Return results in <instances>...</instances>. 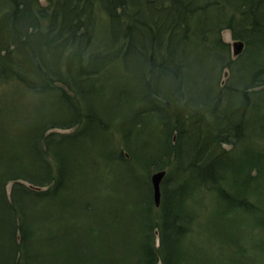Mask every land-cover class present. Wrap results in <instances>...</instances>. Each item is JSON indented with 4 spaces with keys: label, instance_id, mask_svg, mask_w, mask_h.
<instances>
[{
    "label": "rangeland",
    "instance_id": "1",
    "mask_svg": "<svg viewBox=\"0 0 264 264\" xmlns=\"http://www.w3.org/2000/svg\"><path fill=\"white\" fill-rule=\"evenodd\" d=\"M27 1L32 7L42 10L52 6L56 0ZM238 1L195 0L194 5H190L193 1L185 0V3L189 2V7H197L199 11L188 14L190 19L185 30L177 25L176 33L185 39L184 36L191 31L190 27L193 29L198 26H194L197 18L213 19L218 13L224 23L225 18L233 15L234 28L237 30L250 23V8L260 7L264 2L253 0L240 5ZM12 2L0 0V48L8 47L11 52L16 47L12 33L15 28L11 25L9 14L14 6ZM98 5L99 2L94 1V27L92 31L86 32L78 48L60 52L61 46L54 48L45 45L38 35L45 36V31L52 36L56 33L55 28H50L49 18L46 17L40 19L39 32L29 37L27 44L31 45H24L25 50L17 49L12 54L13 57L17 56L13 62L49 58L50 69L57 72L58 67L61 77L68 82L70 77L65 76L70 67L68 59L75 60L71 75L76 76L79 63L86 65L90 55H95V51L100 52V58L92 60V65L100 66L99 70L92 75L91 80L83 82L80 93L73 92L60 80L50 81L49 86L45 87L47 78L42 72L36 71L32 61L21 70L15 64L13 75L7 73L0 76V112L3 114H11L12 109L21 104L23 110L19 120L27 117L26 120L31 121H57L64 114V118L71 122L73 112L81 119L76 126L52 128L49 132L70 135L65 145L73 156L71 162L74 169L69 176L72 190H68V193L81 205L86 204L88 210L85 206H78L79 211L64 206V201L60 202L62 196L59 198L58 194L55 198L50 195V198L45 199L47 204L43 210L54 212L55 216L48 217L49 221H34L29 236L25 238L29 249L42 256L36 262L150 264L141 258L140 245L150 244L154 238L157 244L160 235L156 226L159 224L154 221V217L164 215L168 221L173 216L170 214L172 210L168 208L175 206L186 217L180 221L181 235L175 237L178 244L172 255L173 264H264V196L262 200L257 197L259 193L264 195V177L259 178L256 184L254 181L249 183L248 179V184L244 185L247 165L252 160H246L244 165L236 164L241 167L240 175L229 171L230 167H224L220 179L214 178L216 170L208 177L203 172V166L197 165L200 160L206 162L207 158L210 161L213 159L212 148L215 145L213 139L211 142L210 131L216 132L223 125H209L212 117L209 111L216 104L223 87L232 86L237 93L230 95L223 90L218 113L226 105L232 108L234 118L243 115V120L241 118L233 122L230 129L237 131L232 133L237 136H233L234 140L231 138L229 143H223V146L237 150L240 156L243 155L244 146H250L253 151L248 154L260 159L259 165L263 166L264 102L258 101L256 94L250 99L246 96L242 102L239 95H242V91L250 92V81L264 70L261 67L264 47L246 45V41H242L244 45L236 53L233 43L242 39L234 38L230 27L220 28V32H217L207 26L192 30L189 37L191 42L186 46L183 41H175L172 46H168L167 35L165 43L160 44V37L155 36L151 49L140 50L143 54H137V58L133 52L123 51L125 45L122 40H114L112 21ZM203 5L207 8L199 9ZM50 11L51 7L48 9ZM6 16L8 19L4 20ZM155 22L154 27L163 28L161 21ZM58 26L56 24L55 27ZM28 29L32 30L31 27ZM219 38L228 45L223 50L219 49L218 43H214ZM121 45L122 50L116 52ZM220 52L223 56L218 59ZM25 53H28V57L22 55ZM57 57L58 61L52 60ZM25 69L28 70L25 80L14 77L21 75ZM161 69L164 72L162 74ZM204 70L209 73L206 74ZM150 71L154 76L156 73V81ZM167 73L170 81H165ZM173 73L175 78L170 77ZM176 74L182 77L177 78ZM157 84L156 90L160 92L154 94L153 89ZM59 91L64 93V104L54 96ZM184 115L188 118H185L184 123H179L178 119ZM242 121L244 124L239 125ZM4 126L7 127L4 134H12L16 123L10 125L7 122ZM5 127L0 126V129ZM220 132L226 134L225 129ZM241 141L243 144H240ZM169 142L178 144L179 151L182 148L186 150L182 156L185 158L182 159L183 164H177L174 152L169 155L161 153V146ZM168 160L170 162L165 167L159 166ZM188 166L190 169H186ZM197 167L202 173L197 171ZM162 169L166 170V175L162 179V194L157 206L153 200L150 177ZM256 173L257 169L253 168L252 174L257 177ZM189 174L200 179L192 180L189 188L182 192L176 191L181 183L189 181ZM242 186H245L243 193L239 190ZM257 186L259 189L256 191ZM225 191L232 197L241 193L239 198L255 202L259 210L250 212L237 206H228L222 200L221 193ZM34 208L40 210L42 207L34 205ZM31 210L32 217L37 212ZM153 224L152 238L147 234Z\"/></svg>",
    "mask_w": 264,
    "mask_h": 264
},
{
    "label": "trees",
    "instance_id": "2",
    "mask_svg": "<svg viewBox=\"0 0 264 264\" xmlns=\"http://www.w3.org/2000/svg\"><path fill=\"white\" fill-rule=\"evenodd\" d=\"M94 1L99 2L100 5L98 6L102 7V11H105L108 19L112 21L110 23L111 32L115 37L114 40H122L125 45L123 51H131L134 53L135 57H137V54H139V56L143 54L140 50L151 49V42L155 41V36L160 37L159 40L157 39L160 44L165 43L164 39L167 35V40L169 42L168 46H172L175 41H183L186 46L191 42L189 37L192 30L200 29V27L207 28V26L211 31L217 32H220V28L222 30L230 27L234 38L246 41V45L249 44L250 46L257 45L258 47H264V2L261 3L260 7L257 6L255 8H250L252 11V14H250L251 20L246 26L244 25L236 30V28H234L233 15L225 18L224 23V21L222 22V17L217 12L218 16L213 19L209 17L203 18L201 16L200 18H197L194 22V26H198L193 29L190 27L191 31L184 36V39L183 37H179L176 33L177 25H180L178 27L185 30L184 27L187 25V20L190 19L188 14H193L196 11H199L197 7L188 6L190 1L185 3V0H56L55 3L50 6L51 11L48 12L50 7H44L42 10H39L32 7L31 3L27 0H13L12 4H14V6L9 14L12 18L11 25H14V28L16 29H14L12 33L14 36V45L17 48L13 47L12 52L8 47L3 49L0 48V76L3 77L4 74L7 73L13 75L15 71V64H17L19 69H24L25 64L31 63L32 61L33 67L36 68V71L42 72L47 78V82L44 84L45 87L49 86L48 84L50 81L55 82L60 80V82H65L67 84L66 86L73 92L80 93L79 91L82 88L83 82L87 83L88 80H91L92 75L97 73L99 70L100 66L92 65V60L100 58L98 55L100 52L95 51V55H90L88 57L90 61L88 62V60H86V65H84V63H79L76 69V76L71 75V71L73 70L72 65H74L75 60L68 59L70 67H68L65 72V76L68 78L70 77L68 82L61 77L62 75L58 67L57 72L50 69L48 66L49 60H47L49 58L25 61H20L19 59V61L13 62V59L17 58V56L13 57L12 54L17 49L25 50L24 45H31L27 44V42L30 41L29 37L39 32L40 29L38 26H40L41 23L40 19H45L46 17L49 18V24L51 25L50 28H55L56 33L52 36L45 31V36L38 35L45 45H51L54 48H60L59 46H61L60 52L67 51L71 48H78L80 43H82L81 41L84 39L85 34H87L86 32L89 30L92 31L94 27V20L96 18L94 8H92ZM192 1L193 3L190 5H194L195 0ZM251 1L253 0H240L238 2L240 5H246ZM206 8L207 6L205 5H203L202 8L199 7V9L204 10ZM220 8L221 6L219 9ZM165 11L167 13L163 17ZM6 19H8V16L4 18V20ZM25 19L27 21L24 22ZM155 20L161 21L163 28L160 29L159 26H157V28L156 26L154 27V24L156 23ZM56 24H59V26L55 27ZM30 27L32 30L28 29ZM49 31L51 32L52 30L49 29ZM256 38L259 40L257 41ZM254 39H256V42ZM214 43H218L220 45L219 49L226 48L228 46L223 40H221V38L215 40ZM120 49L122 50V45L116 50V52H119ZM22 55L24 57H28V53ZM222 56L223 54L220 52L218 54V59ZM52 60L58 61V57L52 58ZM137 60L140 61L139 59ZM148 61L153 65L151 60L148 59ZM140 62H138L139 65H142ZM261 67L264 69V62ZM22 72L23 73L21 75L18 74L14 77L25 80L28 70L25 69V71L22 70ZM150 73L153 76V80L156 81V79H154L156 73L155 76L152 71H150ZM162 73H164L163 69H161V74ZM205 73L207 74L209 71H205ZM174 75L175 74L173 73L170 77L175 78ZM176 77L181 78L182 75L176 74ZM165 78V81H170L168 73ZM255 80L250 81V92L242 91V95H239L242 102L246 99V96H249L248 99H250V96L255 94L257 95L258 101L260 100L261 102H264V70L262 72H258ZM161 84L167 83L162 82ZM157 86L158 84L154 86V94L159 91L156 90ZM231 87L224 86L223 90L228 92L230 95L232 93H237V91ZM223 90L221 91V94H217L218 96L215 101L216 104L209 111V114L212 115L209 125L214 124L217 126H226L220 127L226 130V134L220 132L222 129H216V132L210 131L211 142L213 139L215 145H213L214 147L212 148V150H214L212 152L213 159L210 161V159L207 158L206 162H202L200 160L197 162V165L199 167L203 166V172L207 173L208 177L212 176L213 170H216L215 173L217 175L216 177L214 176V178L220 179L219 176L223 175L224 167L228 166L230 167L229 171L233 172V174L236 173L240 175L241 167H238L236 164L244 165L246 160H252V162H249L247 165L245 176L247 180L244 185L248 184V179L250 181L249 183L254 181L256 184L259 181V178L262 176L264 177V164L263 166H260L259 163L261 160L248 154L253 151L252 148L250 146H244L243 155L240 156L237 150L235 151V149L233 150L232 148L227 149L223 146V143H229L231 138V140H234L233 136H237L235 134L232 135L235 130L230 128L233 127L234 121L238 122L237 120H241L243 117V115H241L234 118L233 113H231L232 108H227L226 105L221 108L220 113H218V107L221 105L220 98H222L224 93ZM63 94L64 93L62 91H59V93H55L54 96H56V99L59 101V99H63ZM208 99L209 98L207 97V101ZM65 101L66 100H62L63 104ZM21 107V104H19L18 107H14L11 114H3V112H0V126L5 127L4 125H6L7 122L10 125L16 123V127L12 130V134H4L7 127L0 129V264H39L36 261H38L42 256H40L39 252L29 249V245H27L25 238L29 236L31 231L30 226L34 221L36 222V220H38L39 222H43L44 220H48V217H52L53 215L55 216L54 212H46L43 210L47 204L44 200L50 198V195L54 198L58 195L60 198L61 195L62 197L60 202L64 201V206L68 205L72 207L74 211H79L78 206H85L84 208L88 210V206H86V204L81 205L78 200H73L68 193L72 190V182L70 181L71 177L69 176H71L74 169L73 163L71 162L73 156L65 145V141L69 139L68 136L70 135L63 134L61 132L60 134L53 131L49 132L52 128H71V126H76L80 124L81 119L76 116L75 112H73L74 114L71 116L73 120L71 122L64 118V114H62L60 119L57 121H31L26 120L27 117L19 120L18 117L23 110ZM185 118L188 117L184 115L181 119H178V122L184 123ZM15 119L17 120L15 121ZM243 124L244 123L242 121L239 125ZM262 129L264 132V128ZM235 133H237V131ZM169 134L170 131H168L167 135ZM241 143L243 144V141H241L240 144ZM177 145H173L170 142L168 144L164 143L161 146V153L169 155V153L174 152L176 155V161H178L177 164L181 165L183 164L182 161L185 159L182 156L183 153L185 154L186 150L182 148L183 150L179 151ZM210 155L211 154H207V156ZM121 160H124V158L121 157ZM168 162H170V160L166 163H161L159 166L163 168ZM199 167H197V171H199ZM187 168L190 169L189 166L186 167V169ZM253 168L257 169V177L252 174ZM199 172L202 173L201 171ZM192 175H190L189 181L181 183V185L177 187L178 189L176 191L179 190L182 192L183 189L189 188V185L193 182L192 180L197 181L200 179L196 177L193 178ZM194 176L196 175L194 174ZM262 182L264 188V180ZM244 187H239V190L242 193L244 192ZM258 187L259 186H257V188L255 187L256 191L259 189ZM221 194L222 200H224L228 206H233L234 208L237 206V208H241L245 211L248 210L250 212L259 210V206L257 207L255 202L253 203L251 200L246 198H239L241 193H236L234 197L231 196L232 194H230V197L226 191ZM260 194L261 193L257 194V197L262 200V196L264 195ZM261 200H259V203ZM39 202L44 204L42 205V203ZM144 202L146 203V201ZM30 205L31 209H34V211L37 212L36 214H33L32 217V210L29 208ZM34 205H39L42 208H39L40 210H36ZM168 209L172 210L170 214H173V219L169 218L172 219V221L169 219L166 221L164 219V215H157V217H154V221L159 224L156 227L160 228V230L156 228L158 230V234L160 235V240L157 241V244L155 243L154 238V242L152 241L151 243L149 240L150 244H145V247L142 244L140 245V249L142 250L141 258L146 263L173 264L172 255L174 254L176 245L178 244V241H175V237L181 235L182 228L180 221H183V218L186 216L183 214L184 212H181L179 207L172 206ZM55 221L56 224H59L57 220ZM153 226L154 224L151 226V229H148L147 234L152 238L154 237L152 234ZM50 240H52L51 237ZM79 263L82 264L81 262Z\"/></svg>",
    "mask_w": 264,
    "mask_h": 264
},
{
    "label": "water",
    "instance_id": "3",
    "mask_svg": "<svg viewBox=\"0 0 264 264\" xmlns=\"http://www.w3.org/2000/svg\"><path fill=\"white\" fill-rule=\"evenodd\" d=\"M233 46L236 48L235 52L237 53L238 51H240L243 47V42L240 41H235L233 43ZM166 175V170H159L157 172H154L151 177H150V181L152 182V192H153V200L156 203V205H159V200L161 197V193L160 192V188H161V180L164 178V176Z\"/></svg>",
    "mask_w": 264,
    "mask_h": 264
},
{
    "label": "bare ground",
    "instance_id": "4",
    "mask_svg": "<svg viewBox=\"0 0 264 264\" xmlns=\"http://www.w3.org/2000/svg\"><path fill=\"white\" fill-rule=\"evenodd\" d=\"M243 45H244V44H243ZM161 181H162V180H161ZM162 183H163V181L161 182V184H162ZM161 184H160V185H161ZM161 194H162V193H161Z\"/></svg>",
    "mask_w": 264,
    "mask_h": 264
}]
</instances>
